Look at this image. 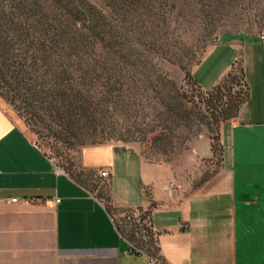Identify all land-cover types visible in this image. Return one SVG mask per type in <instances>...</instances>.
Wrapping results in <instances>:
<instances>
[{
  "label": "rangeland",
  "instance_id": "obj_1",
  "mask_svg": "<svg viewBox=\"0 0 264 264\" xmlns=\"http://www.w3.org/2000/svg\"><path fill=\"white\" fill-rule=\"evenodd\" d=\"M28 1L0 0L1 39L15 55L0 57V104L55 166L104 201L105 185L80 163L87 146H135L190 189L213 175L219 110L244 97L247 83L239 62L218 90L202 88L193 71L216 44L263 40L264 0H88L108 33L69 57L53 48L45 61L29 43L38 38L31 27L39 15ZM44 7L53 13L50 2ZM58 92L81 106L71 118L55 102ZM204 141L211 158L201 155Z\"/></svg>",
  "mask_w": 264,
  "mask_h": 264
},
{
  "label": "crops",
  "instance_id": "obj_2",
  "mask_svg": "<svg viewBox=\"0 0 264 264\" xmlns=\"http://www.w3.org/2000/svg\"><path fill=\"white\" fill-rule=\"evenodd\" d=\"M236 61L248 99L219 126L218 168L191 189L137 147L103 143L85 147L80 163L105 185L104 201L57 171L0 104V264H147L125 252L109 217L108 209L135 206L151 209L163 264H264V41L216 44L193 76L208 89ZM202 148L211 158L208 141ZM100 169L108 170L107 182Z\"/></svg>",
  "mask_w": 264,
  "mask_h": 264
},
{
  "label": "trees",
  "instance_id": "obj_3",
  "mask_svg": "<svg viewBox=\"0 0 264 264\" xmlns=\"http://www.w3.org/2000/svg\"><path fill=\"white\" fill-rule=\"evenodd\" d=\"M49 2L54 8L51 9L53 10V13L46 11V7H44ZM28 5L30 6V11L39 15L38 20L31 27L35 33H39L38 38H36L35 42L29 40V43L32 44L31 46L37 45V48H34V51L40 52L39 56L42 59L44 58V61L49 57V51L53 48H58L60 51L64 50L65 56L69 57L72 55L71 52L76 51V49H83L86 47V44L90 43V37H98L103 39L101 36L108 33V30L105 29V18L102 15V11H100L98 7L93 5L88 0H29ZM77 23L82 25V28L87 29L89 36H87L83 30H81L82 28H80V26H76ZM23 30L24 28L20 26L15 29L16 33L19 31L22 32ZM1 33L2 30L0 29V34ZM1 37L2 36L0 35V57L4 58L7 55L14 58V47L9 45L8 42L2 40ZM239 63L238 61L232 63L231 69L221 78L217 84L212 86L213 90H218L224 86L227 79L231 77L236 64ZM62 72L65 73V70H62ZM240 72L243 76L244 71L241 64ZM18 73L19 72H17V74ZM248 96L249 94L247 87L244 97L240 98L237 103L232 105L229 109L219 110L220 117L216 119L218 134L219 120L221 121L220 123H222L227 119L235 117L238 114L240 107L247 101ZM54 99L55 102L59 101L62 103V105H64L68 118H71L73 114L72 109H79L81 107L73 103L74 101L67 100L65 94L62 92H58ZM52 107H54V105H52L51 108ZM218 134L214 139L215 145L213 146V154L216 153L220 159H222L223 149L219 141ZM75 181L81 185H84L81 180L77 179ZM108 211L110 212L114 210L108 209ZM129 236L133 237V230L129 231ZM153 249L154 253H157L158 248L154 247Z\"/></svg>",
  "mask_w": 264,
  "mask_h": 264
},
{
  "label": "built area",
  "instance_id": "obj_4",
  "mask_svg": "<svg viewBox=\"0 0 264 264\" xmlns=\"http://www.w3.org/2000/svg\"><path fill=\"white\" fill-rule=\"evenodd\" d=\"M264 41V37H263ZM39 146V143H35ZM53 164V158L46 155ZM57 171L65 172L62 167L56 166ZM98 176L102 182H107L109 172L107 169H100ZM172 187H177L175 181H171ZM17 201V198L6 199V203ZM109 217L116 227L118 233L127 244L126 253L140 254L146 259L147 264H163L159 253H154V247H157L158 241L156 230L153 228L151 209L146 206L126 207L119 210L110 211ZM185 228L186 225L182 224ZM133 230V237L129 236V231Z\"/></svg>",
  "mask_w": 264,
  "mask_h": 264
}]
</instances>
